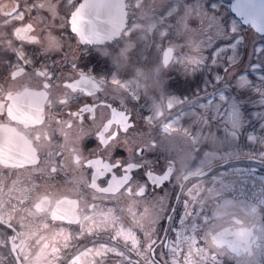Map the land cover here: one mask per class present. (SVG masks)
I'll use <instances>...</instances> for the list:
<instances>
[{"label":"snow or ice","instance_id":"snow-or-ice-1","mask_svg":"<svg viewBox=\"0 0 264 264\" xmlns=\"http://www.w3.org/2000/svg\"><path fill=\"white\" fill-rule=\"evenodd\" d=\"M204 5L219 17L224 34L236 40L245 58L249 33L264 37V0H204ZM66 6L69 11H64ZM23 7L21 11L17 4L18 15L5 21L13 38L5 55L16 62L10 63L5 77L9 88L0 90V167L26 169L27 176L22 186L13 181L5 191L0 185V250L7 253L0 255V264H225L226 253L238 255L242 246L250 250L251 244L245 245L251 240L248 228L218 224L233 206V201L222 200L224 191L238 194L243 180V174L233 170L232 144L220 127L226 116L231 120L235 108L246 110L241 101L248 92L232 86L236 95L231 97L225 87L237 77L228 80L227 67H217V75H225L199 99V106L192 105V120L207 132L200 128L196 135L176 126L180 116L173 118L175 97H163L161 105L141 117L149 129L155 124L169 136L180 133L188 138L170 141L176 155L157 167L147 158L157 146L155 136L136 131L133 111L123 97L119 110L114 109L99 95L104 78L76 64L79 45L91 44L101 50L111 47L125 64L141 62L147 51L148 62L164 68L174 60L185 68L198 65L201 45L189 37L200 31V20L181 15L177 0H93L78 6L72 0H36ZM89 7L119 8L120 27L114 29L113 18L106 16L102 26L90 22L92 27L84 30ZM20 27H26L23 37L16 31ZM69 31L77 43L75 50L70 46L66 51ZM28 46L43 55L38 66L29 58ZM193 48L196 56L185 54ZM202 50L205 62L210 56L227 64L220 55L228 50L223 38ZM52 55L57 59L51 60ZM49 61L67 63L71 70L56 73ZM98 67L108 70L107 62ZM194 83L198 87V80L179 76L171 82L181 93L191 92ZM111 84L129 87L115 72ZM137 99L133 90L128 101ZM46 102L61 113L46 116ZM65 108L67 118L57 119ZM222 108L224 115L213 120V113ZM40 128L43 133L32 131ZM69 170L71 187L62 186L56 177ZM169 184L177 186L176 197L168 193ZM213 200L224 210L209 215L207 205ZM253 211L264 213V202ZM240 223L233 220V225Z\"/></svg>","mask_w":264,"mask_h":264},{"label":"flooded vegetation","instance_id":"flooded-vegetation-1","mask_svg":"<svg viewBox=\"0 0 264 264\" xmlns=\"http://www.w3.org/2000/svg\"><path fill=\"white\" fill-rule=\"evenodd\" d=\"M36 2V0H0V90H7L10 85V81L6 80L7 71L10 67V63H15V60L8 61L5 55L10 49L8 43L12 40L11 33L8 32L7 24L5 21H12L18 14L16 12L17 4L21 5V11H24V5H31ZM93 0H72V3L79 5L81 3L91 4ZM109 2V1H108ZM222 2V1H220ZM113 14L112 9H96V8H86L84 12V19L82 21V26L84 28L88 27V23L95 22L98 26L99 22L101 26L106 16ZM176 10V9H175ZM64 11H69L66 6ZM64 12L62 11L61 15ZM34 15V13H33ZM29 14L25 13V22L28 19ZM35 23V21H33ZM39 30V29H38ZM70 30V29H69ZM17 34L24 36L26 33V27H20L16 29ZM206 31V30H205ZM203 33V32H202ZM259 36L257 33H253ZM74 35L69 32L65 33V50H69V47L73 50L76 49L77 41L74 39ZM246 45V43L244 44ZM29 58L33 60L36 66L43 60L42 54H37L38 49H34L31 46L25 49ZM151 51V49L149 50ZM77 55V67L84 72H91L96 78L103 77L105 80L104 88L99 90L100 98L106 100L109 104L113 106L114 109L119 110L121 107L120 98L123 97L125 105L133 111L135 123L137 125L136 131L138 132H150L155 136L157 140V146L151 149V155L147 158L151 160L157 167L165 165L169 160L175 157V149L171 146L170 141L184 139L180 133L165 134L157 126L153 125L149 129L146 122L141 119L142 116H147L154 111L157 105L162 104V99L167 94L172 93L174 90L168 89L171 84V80L177 75V60L164 68L156 63L148 62V53L145 52L144 56L141 57V62L132 64L131 62L125 64L119 60V58L113 53L111 47L101 50L96 45L91 44H80L79 49L76 50ZM161 53V58H162ZM110 57V58H109ZM57 55H52L51 60H56ZM108 59V60H107ZM260 61L264 62V58H259ZM107 62V69L102 70L99 65ZM252 62V61H251ZM257 61L253 63L256 65ZM49 68L54 70L56 73L68 72L71 70L70 65L67 63H62L59 66L48 62ZM182 67L184 65H181ZM246 69V68H245ZM250 73L254 74L256 71L252 65L247 68ZM242 68L239 69L241 71ZM244 70V69H243ZM205 73V69L202 70ZM116 73L117 79L121 81V84L128 82L129 87L123 88L117 85L111 84V79L113 73ZM168 81L170 83H168ZM202 91L200 95L196 98L192 96L182 99L188 100L186 103L179 106H175L173 118L175 114H179L180 118L177 120L178 128H187L190 133L199 135V129L204 128L207 132L208 129L203 125H198V123L192 120L193 113L195 109L192 105L197 104L199 99L208 94L206 79L202 81ZM27 83V81H25ZM133 90L137 100H130L128 98L133 95ZM96 97H90L88 99H95ZM77 99H84L83 97H77ZM46 111L45 115L48 116L49 113L52 117H55L56 113H61V109H55L49 103L44 105ZM255 110V111H254ZM69 109L65 108L62 110V116L57 115L56 118H67V112ZM256 108L253 105H246V110H241L239 108L238 112L234 116L231 113V120H227L221 123L220 127L228 134L229 142L232 144L231 151L235 154V159L232 161L233 170L238 171L243 174L242 183L239 185L240 192L238 194L230 193L225 190L222 196V200L233 201V206L228 208L227 215L223 216L218 220V224H225L227 226L234 227H246L251 232V240L245 241V245L251 244L250 250H245V247H241L240 254L235 255L231 253H226L223 259L225 264H264V213H256L253 209L256 205L264 202V197H261V192H264V162H262L261 157H264V139L258 138L256 134L260 133L259 126L256 119ZM218 113L213 115V120L218 119L220 116ZM254 119V120H253ZM99 122V121H98ZM51 123V119L46 121V125ZM225 123H231V128H226ZM54 126V125H53ZM87 127V126H86ZM33 132L39 131L43 133L44 129H33ZM75 129L72 130V134H75ZM63 143V140L61 141ZM43 150H47L44 146ZM130 162L132 159L130 158ZM177 166L179 162L177 160ZM223 169H221L222 171ZM27 176V170L21 169H4L0 167V185L5 186V191L7 188L13 186V181L17 182V186H22V181L25 180ZM72 173L69 170L67 174L61 173L60 176L56 177V180L62 185L71 187ZM67 182V184H66ZM143 183V182H141ZM168 193L176 197L178 194V189L175 184H169L167 186ZM149 192L151 193V185H149ZM149 200L152 199V195L148 197ZM216 204L217 207L213 208L212 205ZM209 215H215L219 211H223L222 206L213 200L207 205ZM239 219L241 222L238 225H233V220ZM171 223V222H169ZM179 223V221H178ZM229 239H234L230 236ZM0 255H7L6 252L0 250Z\"/></svg>","mask_w":264,"mask_h":264},{"label":"rangeland","instance_id":"rangeland-1","mask_svg":"<svg viewBox=\"0 0 264 264\" xmlns=\"http://www.w3.org/2000/svg\"><path fill=\"white\" fill-rule=\"evenodd\" d=\"M177 5L182 9L181 15L188 14L190 17H197L201 22L200 31L190 35L194 43L201 45L200 56L197 59L200 60L198 65H190L185 68L181 66L177 61V75L173 77L170 81L172 82L176 79L177 76L181 80H190V81H199L198 87L194 83L191 89V92L181 93L176 91V89L169 85L168 89L174 90L172 93H169L165 98L175 97L177 98V106L186 103L188 100L182 101L190 96L196 98L197 95L201 94L202 91V81L206 79L208 94L213 91L215 88V80L224 76L225 73H220L217 75V67H227L228 71L226 77L228 80H231L233 76L237 77V80L233 82L232 85L226 84L225 87L228 88V93L231 97H235V93H231V87L237 86L240 90H245L248 92V96L245 97L241 103L245 105H253L256 108V119L260 133L256 134L258 138L264 139V62L260 61L259 58H264V37L256 36L253 33H249V37L246 41V45H243L248 49L247 57H244L243 52L238 53V47L236 40L231 37V35H225L223 32V26L219 24V17L214 16L211 12L207 11L204 5V0H177ZM175 7L173 11H175ZM179 20V17L177 18ZM206 30V31H205ZM203 32V33H202ZM223 38L228 46V50H222L221 59H226L227 64L225 65L222 62L212 60L210 56L207 57V62H205L203 47L211 48L212 44ZM188 56H196L197 49L193 48L190 51L185 53ZM241 58L244 59L243 64H240ZM252 61V62H251ZM257 61L256 65H253ZM249 65H252L256 69L254 74H249L250 71L247 69ZM242 68L241 71L239 69ZM246 68V69H245ZM205 69V73H203ZM244 69V70H243ZM168 81V83H170ZM182 98V99H181ZM189 99V98H188ZM163 100V99H162ZM239 108L233 110V115L235 116ZM226 109L222 108L219 111V115H222ZM255 111V110H254ZM217 113L214 112L213 115ZM228 120V117H225V121Z\"/></svg>","mask_w":264,"mask_h":264},{"label":"water","instance_id":"water-1","mask_svg":"<svg viewBox=\"0 0 264 264\" xmlns=\"http://www.w3.org/2000/svg\"><path fill=\"white\" fill-rule=\"evenodd\" d=\"M108 1L111 2V0H108ZM109 13H110V15H108V16H111L113 18V21H114L113 28L114 29H118L120 27V21L122 19V14H121L120 9L114 7L113 8V12H112L113 14L111 15V10L109 11ZM98 26H101L100 22H99ZM91 27H92V24L91 23H88V27L87 28H84L82 26V28L84 30H86V31L89 30Z\"/></svg>","mask_w":264,"mask_h":264}]
</instances>
